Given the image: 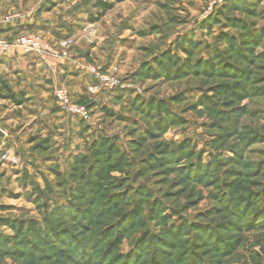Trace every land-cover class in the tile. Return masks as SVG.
Instances as JSON below:
<instances>
[{
  "label": "rangeland",
  "instance_id": "rangeland-1",
  "mask_svg": "<svg viewBox=\"0 0 264 264\" xmlns=\"http://www.w3.org/2000/svg\"><path fill=\"white\" fill-rule=\"evenodd\" d=\"M6 2L120 87L0 134V264H264V0Z\"/></svg>",
  "mask_w": 264,
  "mask_h": 264
},
{
  "label": "crops",
  "instance_id": "crops-1",
  "mask_svg": "<svg viewBox=\"0 0 264 264\" xmlns=\"http://www.w3.org/2000/svg\"><path fill=\"white\" fill-rule=\"evenodd\" d=\"M16 1L21 3L22 0ZM19 7L17 4L12 5L6 0H0V14L19 9ZM29 13H24V19L21 22L1 27L0 38L12 39L32 31L40 33L47 40L56 41L57 36L64 32L61 26L55 25L56 22L53 24L43 21L44 14ZM76 48V51H81L80 47ZM52 70L53 72L46 69V66L36 58L22 55L14 50L0 58V134L2 137H6L8 129L17 124L18 109L21 110V114L26 115L23 119L30 117L35 122L38 119L36 115L41 114L39 112L41 108L50 112L46 109L49 104L46 105L45 101L49 100L48 89L53 88L54 83L66 88L75 102L82 103L90 100L86 94L88 80L83 76L84 74L79 71L74 72L68 62H53ZM7 96L13 99L10 100ZM41 127L44 128V126Z\"/></svg>",
  "mask_w": 264,
  "mask_h": 264
},
{
  "label": "built area",
  "instance_id": "built-area-1",
  "mask_svg": "<svg viewBox=\"0 0 264 264\" xmlns=\"http://www.w3.org/2000/svg\"><path fill=\"white\" fill-rule=\"evenodd\" d=\"M24 19L21 12H12L0 16V28L12 26ZM72 41L58 39L56 41H49L41 38L37 34L26 33L16 36L12 39L0 38V58L8 54L11 50L17 51L22 55L32 56L52 68L53 62H70L73 67L77 68L79 72L93 77L98 86L89 89L90 92L96 89H115L120 87V82L115 77L108 76L104 72L98 71L92 66L84 63L76 62L71 57ZM53 98L58 108L67 115L81 120L83 122L90 121V113L86 105L78 104L72 101L70 94L64 88H56L53 92ZM3 157L15 164L18 162L11 151H7Z\"/></svg>",
  "mask_w": 264,
  "mask_h": 264
},
{
  "label": "trees",
  "instance_id": "trees-1",
  "mask_svg": "<svg viewBox=\"0 0 264 264\" xmlns=\"http://www.w3.org/2000/svg\"><path fill=\"white\" fill-rule=\"evenodd\" d=\"M113 1L114 2H119V0H113ZM96 5H97V8L100 10V15H102V14H105L108 10H110L112 8L113 4L112 3H108L107 4V3L99 2ZM7 97L9 98L10 96H7ZM9 99L12 100L13 98L10 97ZM15 102H16V100H15ZM16 103H18V102H16Z\"/></svg>",
  "mask_w": 264,
  "mask_h": 264
}]
</instances>
